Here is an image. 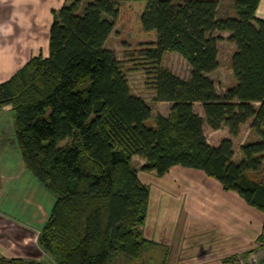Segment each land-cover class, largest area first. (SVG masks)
Segmentation results:
<instances>
[{"label":"trees","instance_id":"1","mask_svg":"<svg viewBox=\"0 0 264 264\" xmlns=\"http://www.w3.org/2000/svg\"><path fill=\"white\" fill-rule=\"evenodd\" d=\"M259 3L236 0L235 16L224 18L217 0H93L83 10L82 0H66L53 10L49 56L31 58L0 84V108L12 107L26 169L54 197L38 236L45 258L0 257V264H166V249L142 234L149 187L140 171L160 177L174 166L203 171L264 213V183L247 176L264 163ZM120 23L147 41L130 57L151 78L154 100L172 104L168 116L153 119L132 93L125 64L105 48ZM220 33L235 45V82L223 95L209 76L219 68ZM167 52L186 60L190 80L162 66ZM248 122L259 139L241 146L238 163L230 138L213 146L204 133L205 125L227 128L237 138ZM135 157L145 161L139 169Z\"/></svg>","mask_w":264,"mask_h":264},{"label":"crops","instance_id":"2","mask_svg":"<svg viewBox=\"0 0 264 264\" xmlns=\"http://www.w3.org/2000/svg\"><path fill=\"white\" fill-rule=\"evenodd\" d=\"M65 2L0 0V27L4 29L0 31V84L31 58L49 56L53 10L61 9ZM228 16L232 15L222 14L219 5L218 17ZM256 17L264 20V0H260ZM221 36L226 38L229 33ZM231 45L234 53L235 45ZM170 110L171 106L160 114L168 116ZM198 114L204 117L203 109ZM223 130L224 135L212 145L217 146L230 135L227 128L211 129L213 133ZM135 159L141 161L140 166L145 163L139 157ZM140 172V181L149 187L142 234L166 249V264H227L234 256L259 257L264 252V213L248 205L238 193L224 190L218 180L182 166L170 168L161 177L155 171ZM39 183L20 156L14 112L10 105H5L0 108V226L4 227L0 229V257L43 260L45 253L37 241L50 216L54 197ZM6 234L17 239L18 245L22 241L28 252L5 256Z\"/></svg>","mask_w":264,"mask_h":264},{"label":"rangeland","instance_id":"3","mask_svg":"<svg viewBox=\"0 0 264 264\" xmlns=\"http://www.w3.org/2000/svg\"><path fill=\"white\" fill-rule=\"evenodd\" d=\"M92 1L93 0H82L81 10H83L85 6ZM119 1L122 4H124L125 2V0H119ZM169 1H171L174 4H179L182 0H169ZM217 1L219 2L220 10L222 14L225 15L230 12V15L235 16L234 15L235 14L234 13V3L236 0H217ZM215 35H218V34L215 33ZM219 35H221V33ZM146 42L147 41L145 40H139V39L134 38L131 35V33L125 28L124 23H120L114 28L113 32L111 33L110 37L105 43V48L107 50L114 52L117 59L125 64V67L129 73L128 79H129L132 93L144 99L145 102L151 107L153 111V119H154V117L157 114H160V112L166 113L169 110V107L172 105H169L167 103H159L154 100L155 93L152 87L151 78L148 77L138 67L137 61L132 60V57H130L133 50L138 48L139 45H145ZM220 43L221 45L218 49L219 50V56H218L219 57V68L213 73H211L209 76L215 83L217 93L219 95H223L228 88L234 85L235 80H234V76H233L232 68H231V56L233 53V48H232L231 43L228 41V36L224 38L223 41H221ZM162 66L170 70L175 76L183 80L188 81L191 78L190 66L188 65L186 60L177 53L167 52L163 58ZM194 110L197 114L199 112H202V105L200 103L194 104ZM205 128H206L205 133L207 135L206 138L209 140L211 145L214 143H217L218 140L224 135L225 130L219 133H213L210 127L206 126ZM228 138H230L233 142V151H234L233 160L235 163H238L242 159L241 146L259 139V137L251 129V122H249L242 128V130L240 131V135L237 138H231V136ZM20 156H21V153H20ZM140 162L141 161L139 159H135L134 161V164L137 169L141 167ZM140 173L142 172H139V178H140ZM247 176H249V178L254 181L264 183V163H263L262 169L259 172H248ZM37 182L39 183L38 180ZM0 229L4 230V227L0 226ZM5 230H7V228H5ZM16 241L17 239L13 238L11 235H8V234L5 235L4 242L6 243V248H5L6 252L2 251L5 256L7 255L9 257H14L18 255H23V253L28 252L27 248L23 249V245H21L23 244L22 241L20 242L19 245L17 244L18 241L17 242ZM0 248H2L1 244H0ZM34 250H35V247H34ZM245 256L255 258L259 262L264 263V252L261 253V256L259 255V257L257 255H252V254H248ZM231 259L232 258H229L227 260V263ZM45 264H51V263L45 262Z\"/></svg>","mask_w":264,"mask_h":264},{"label":"built area","instance_id":"4","mask_svg":"<svg viewBox=\"0 0 264 264\" xmlns=\"http://www.w3.org/2000/svg\"><path fill=\"white\" fill-rule=\"evenodd\" d=\"M227 264H264L256 260L255 258L239 255L232 257V259Z\"/></svg>","mask_w":264,"mask_h":264},{"label":"clouds","instance_id":"5","mask_svg":"<svg viewBox=\"0 0 264 264\" xmlns=\"http://www.w3.org/2000/svg\"><path fill=\"white\" fill-rule=\"evenodd\" d=\"M0 31H4V29L2 27H0Z\"/></svg>","mask_w":264,"mask_h":264}]
</instances>
